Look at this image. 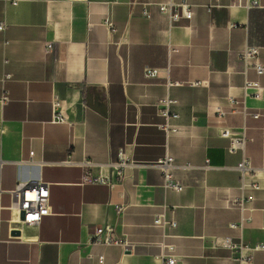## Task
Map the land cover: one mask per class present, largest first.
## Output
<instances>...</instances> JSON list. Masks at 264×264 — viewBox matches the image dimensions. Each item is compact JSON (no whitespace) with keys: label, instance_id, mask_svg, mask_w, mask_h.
I'll use <instances>...</instances> for the list:
<instances>
[{"label":"crops","instance_id":"crops-1","mask_svg":"<svg viewBox=\"0 0 264 264\" xmlns=\"http://www.w3.org/2000/svg\"><path fill=\"white\" fill-rule=\"evenodd\" d=\"M168 1L187 3L192 16L172 21L153 4ZM245 1L0 0V94L9 96L0 103V198L19 180H40L50 204L15 237L9 204L0 203V264H164L161 242L173 244L176 264H264V250L252 248L264 242V71L244 69L238 57L254 44L264 63V0ZM147 66L158 75L146 77ZM246 78L262 86L258 95L244 94ZM87 86L100 88L104 112L86 103ZM166 95L178 113L168 137L158 125L157 101ZM223 127L244 132L243 149H228ZM121 147L143 163L132 178L112 189L82 181L78 161L106 170ZM165 153L180 165V191L162 187L160 170L145 164ZM243 155L258 188L240 186ZM160 212L176 225L154 223ZM106 223L131 250L92 242Z\"/></svg>","mask_w":264,"mask_h":264},{"label":"built area","instance_id":"built-area-1","mask_svg":"<svg viewBox=\"0 0 264 264\" xmlns=\"http://www.w3.org/2000/svg\"><path fill=\"white\" fill-rule=\"evenodd\" d=\"M12 4H16L19 0H6ZM256 3V0H246L245 5L249 6ZM152 2H145L142 5V13L146 16H150V6ZM156 4V8L159 11L167 12L170 20L175 21L180 17L190 18L192 16V8L187 3H182L178 9V4L173 1L168 2H153ZM105 22L108 26L113 27V23L109 18H105ZM6 27L5 21H0V29ZM51 43H46V48L49 49ZM259 47L254 44H246L243 49L238 52V57L242 60L244 69L252 67L257 73H262L264 71V63L258 57ZM159 73L158 67L147 66L144 69V75L146 77L156 76ZM9 73L4 74V79L9 77ZM201 81H193V84H198ZM168 84H180L179 81H169ZM244 94H247V90L250 88H256L255 94L258 95L259 89L262 87L258 81L245 79ZM9 99L8 92L6 89L0 94V103H5ZM230 103L233 105L239 104V100L235 97H230ZM177 99L166 95L158 99L157 103L159 106V112L164 117V121L160 122L158 125L164 130L166 137L170 133L175 132L178 127L170 121V118H175L178 116L177 111H175L172 106L176 104ZM53 107H60L57 111V116L60 120H65L66 117L62 113L60 100L56 94L52 97ZM241 107H245L243 102L240 103ZM253 116L258 117L260 113L258 111L252 113ZM220 134L229 138L228 149L233 151L235 149H243L247 140L246 135L243 131L235 133L230 127H223L220 130ZM33 150L29 151L32 156ZM125 148L121 147L118 150L117 159L110 160L108 163L103 165L107 167L106 170L98 168L94 172L92 168V161L90 159H83L78 161L83 165L82 181L92 182V183H104L109 186L110 189L114 186L122 184L125 179L133 177V169L143 164L141 162L135 161L130 157H125ZM68 160V159H67ZM32 158L26 162H31ZM150 167H155L161 172V185L165 189H172L180 191L183 189V183L175 176V170L180 165L176 164L174 157L169 153H165L162 157L149 163H145ZM236 168L239 171V181L240 186H251L258 188L259 184L256 181H248V175L253 171V167L249 156L243 155L242 159L238 162ZM10 194V217L8 219L9 229H18L20 234H12V236L19 237L21 235V229L18 226L11 224V220L17 215L20 221L26 225H36L41 220V217L50 212L49 204V189L47 182L36 180H19L14 188L7 190ZM239 204H243V199L236 201ZM121 210V205H117V211ZM22 215V216H21ZM154 223L161 224L162 226H175V219H168L165 217L163 212L156 213L153 218ZM1 222V219H0ZM91 240L94 243L100 244H117L122 247L124 251H129L133 247V243L129 241L124 235H118L115 233V228L113 224L106 223L100 227H97L95 232L91 235ZM1 241V239H0ZM160 246L164 251L161 252L160 256L164 259V264H176V256L173 252L174 247L171 243L161 242ZM254 249L264 250V242L260 241L252 245ZM103 255H99V261H102Z\"/></svg>","mask_w":264,"mask_h":264},{"label":"water","instance_id":"water-1","mask_svg":"<svg viewBox=\"0 0 264 264\" xmlns=\"http://www.w3.org/2000/svg\"><path fill=\"white\" fill-rule=\"evenodd\" d=\"M100 89V88H99ZM96 90L94 87L91 89L90 86L86 87V103L94 108H97L98 110L104 112L105 110V102L104 99L101 96L100 90ZM22 216V215H21ZM12 234H20V230L18 229H12Z\"/></svg>","mask_w":264,"mask_h":264},{"label":"bare ground","instance_id":"bare-ground-1","mask_svg":"<svg viewBox=\"0 0 264 264\" xmlns=\"http://www.w3.org/2000/svg\"><path fill=\"white\" fill-rule=\"evenodd\" d=\"M11 224L14 226H18L20 229H22L25 226H28L26 224H23L20 219L17 217V215L11 220Z\"/></svg>","mask_w":264,"mask_h":264},{"label":"rangeland","instance_id":"rangeland-1","mask_svg":"<svg viewBox=\"0 0 264 264\" xmlns=\"http://www.w3.org/2000/svg\"><path fill=\"white\" fill-rule=\"evenodd\" d=\"M0 203L1 204H10V196L7 194L2 195L0 198ZM7 208L9 209V206H7ZM26 227L27 226L23 227V229H25Z\"/></svg>","mask_w":264,"mask_h":264}]
</instances>
